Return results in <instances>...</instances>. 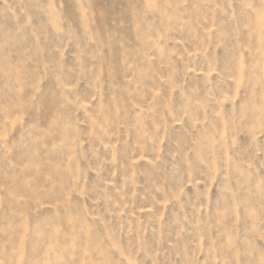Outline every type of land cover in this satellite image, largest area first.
<instances>
[{
  "label": "rangeland",
  "instance_id": "rangeland-1",
  "mask_svg": "<svg viewBox=\"0 0 264 264\" xmlns=\"http://www.w3.org/2000/svg\"><path fill=\"white\" fill-rule=\"evenodd\" d=\"M0 264H264V0H0Z\"/></svg>",
  "mask_w": 264,
  "mask_h": 264
}]
</instances>
